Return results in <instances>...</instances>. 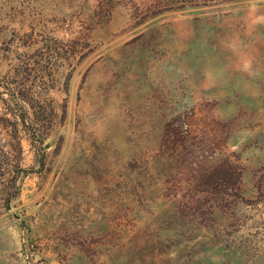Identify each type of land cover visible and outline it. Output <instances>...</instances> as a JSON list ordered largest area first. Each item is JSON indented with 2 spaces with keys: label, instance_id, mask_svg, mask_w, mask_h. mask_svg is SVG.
<instances>
[{
  "label": "rangeland",
  "instance_id": "374dc122",
  "mask_svg": "<svg viewBox=\"0 0 264 264\" xmlns=\"http://www.w3.org/2000/svg\"><path fill=\"white\" fill-rule=\"evenodd\" d=\"M0 264H264V0H0Z\"/></svg>",
  "mask_w": 264,
  "mask_h": 264
},
{
  "label": "trees",
  "instance_id": "16d2710c",
  "mask_svg": "<svg viewBox=\"0 0 264 264\" xmlns=\"http://www.w3.org/2000/svg\"><path fill=\"white\" fill-rule=\"evenodd\" d=\"M6 121H8V120H6ZM46 126H47V124L45 123L44 127H46Z\"/></svg>",
  "mask_w": 264,
  "mask_h": 264
}]
</instances>
